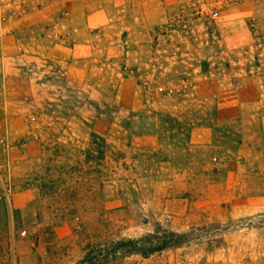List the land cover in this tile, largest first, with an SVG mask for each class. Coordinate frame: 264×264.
I'll return each mask as SVG.
<instances>
[{
    "label": "rangeland",
    "instance_id": "374dc122",
    "mask_svg": "<svg viewBox=\"0 0 264 264\" xmlns=\"http://www.w3.org/2000/svg\"><path fill=\"white\" fill-rule=\"evenodd\" d=\"M1 30L45 41L20 136L0 98V264L156 230L121 264H264V0H0Z\"/></svg>",
    "mask_w": 264,
    "mask_h": 264
},
{
    "label": "crops",
    "instance_id": "0c3cea01",
    "mask_svg": "<svg viewBox=\"0 0 264 264\" xmlns=\"http://www.w3.org/2000/svg\"><path fill=\"white\" fill-rule=\"evenodd\" d=\"M44 41V38H38L32 43L29 41L26 43L24 40L15 38L9 30L0 32V98L4 99L5 105L2 125L8 135L20 136L25 120V115L15 109L11 110L10 105L21 103L26 98L38 97V85L35 79L28 74L25 66L30 52L33 54L38 52ZM56 48L53 46L48 49L53 52ZM23 78L26 79V92L19 89L17 85V81Z\"/></svg>",
    "mask_w": 264,
    "mask_h": 264
},
{
    "label": "trees",
    "instance_id": "16d2710c",
    "mask_svg": "<svg viewBox=\"0 0 264 264\" xmlns=\"http://www.w3.org/2000/svg\"><path fill=\"white\" fill-rule=\"evenodd\" d=\"M177 239V234L170 233L165 236L160 230L139 238L117 239L99 248L94 257L88 253L81 264H121L132 257L147 259L167 248L176 247L179 243Z\"/></svg>",
    "mask_w": 264,
    "mask_h": 264
}]
</instances>
